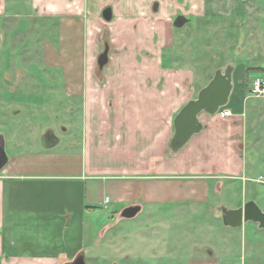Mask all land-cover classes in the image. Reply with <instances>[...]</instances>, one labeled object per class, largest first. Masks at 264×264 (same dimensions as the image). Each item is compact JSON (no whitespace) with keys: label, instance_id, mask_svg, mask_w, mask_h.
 <instances>
[{"label":"crops","instance_id":"obj_1","mask_svg":"<svg viewBox=\"0 0 264 264\" xmlns=\"http://www.w3.org/2000/svg\"><path fill=\"white\" fill-rule=\"evenodd\" d=\"M177 2L27 1V21L48 22L46 36L56 37L43 42V62L62 69L66 95L81 109V136L75 152L7 156L0 171V264H70L80 255L86 263L84 216L94 206L106 211L112 225L141 215L139 226L171 230L173 222L183 224L185 212L219 223L222 209L248 202L246 183L260 177L255 144L246 139L248 112L257 111L250 102L252 80L246 84L233 68L226 105L214 115L199 114L200 132L177 150L170 146L176 115L213 78L196 79L193 69L176 62ZM18 4L0 0V18L23 16ZM108 7L110 21L102 18ZM106 47L107 63L99 69ZM51 137L55 144L58 139ZM51 179H76L82 186L46 185ZM256 198L264 199V193L256 192ZM129 207L138 212L123 218ZM123 240L128 259L136 256L130 235ZM140 242L148 244L146 238ZM155 242L177 258L174 241ZM223 247L205 245L203 257L189 264H218L217 257L230 255Z\"/></svg>","mask_w":264,"mask_h":264},{"label":"rangeland","instance_id":"obj_2","mask_svg":"<svg viewBox=\"0 0 264 264\" xmlns=\"http://www.w3.org/2000/svg\"><path fill=\"white\" fill-rule=\"evenodd\" d=\"M27 1L19 0L21 15L26 12ZM177 4L178 15L186 11L188 19L181 28L173 27L178 66L193 69L196 79H211L216 71L231 66L235 77L241 76L246 84L256 76L264 80V0H178ZM47 26L42 19L29 22L24 15L0 18V136L9 157L70 153L79 147L80 106L66 95L60 81L62 69L46 67L43 62V42L56 39L46 36ZM104 36L107 42V32ZM53 48L57 51V46ZM250 102L257 111L248 112L246 139L255 144V166L260 177L246 183L244 199L264 210V199L256 198V192L264 193V96H252ZM52 134L58 139L55 144ZM80 182L51 179L46 185L78 188ZM107 206L113 208L111 203ZM104 212L94 206L84 216L87 264H189L203 257L208 244L218 246L219 251L224 246L230 254L228 259L217 257L218 264H264V229L251 222L241 229H228L222 221L215 223L210 217L185 212L183 224L173 222L168 230L139 226L141 215L112 225ZM105 223L109 224L101 229ZM128 235L136 252L129 259L123 240ZM143 238L147 239L148 244L143 245L147 249L140 242ZM156 238L174 241L179 247L177 258L170 256L168 246L156 244Z\"/></svg>","mask_w":264,"mask_h":264},{"label":"water","instance_id":"obj_3","mask_svg":"<svg viewBox=\"0 0 264 264\" xmlns=\"http://www.w3.org/2000/svg\"><path fill=\"white\" fill-rule=\"evenodd\" d=\"M102 18L110 21L112 18L111 9L105 8L102 11ZM175 24L176 27H182ZM107 47L98 57V68L102 69L107 63ZM232 67L227 66L224 70L215 72L211 81L199 92L197 98L188 102L176 115L173 126L174 135L170 146L177 150L181 148L192 135L200 132L202 125L198 120L199 114L206 113L208 115L216 114L220 108H223L229 98L232 85L231 75ZM7 163V156L4 151V140L0 136V171ZM138 212V207H129L122 212L123 218H132ZM222 223L226 227L239 228L243 224L251 222L256 224L260 229H264V210H262L254 201L246 202L242 207L234 210L222 209ZM70 264H86L83 256H78Z\"/></svg>","mask_w":264,"mask_h":264},{"label":"built area","instance_id":"obj_4","mask_svg":"<svg viewBox=\"0 0 264 264\" xmlns=\"http://www.w3.org/2000/svg\"><path fill=\"white\" fill-rule=\"evenodd\" d=\"M250 94L256 97L264 96V80L261 77L256 76L252 79L250 84ZM222 115L228 116L229 111H223Z\"/></svg>","mask_w":264,"mask_h":264},{"label":"flooded vegetation","instance_id":"obj_5","mask_svg":"<svg viewBox=\"0 0 264 264\" xmlns=\"http://www.w3.org/2000/svg\"><path fill=\"white\" fill-rule=\"evenodd\" d=\"M185 22V24L188 22L187 17L181 13V15H178V13L173 18V26L176 27L177 24H180L182 22ZM176 24V25H175Z\"/></svg>","mask_w":264,"mask_h":264},{"label":"trees","instance_id":"obj_6","mask_svg":"<svg viewBox=\"0 0 264 264\" xmlns=\"http://www.w3.org/2000/svg\"><path fill=\"white\" fill-rule=\"evenodd\" d=\"M249 70H252V69H247V71H249ZM258 70H262V69H257L256 71H258Z\"/></svg>","mask_w":264,"mask_h":264}]
</instances>
